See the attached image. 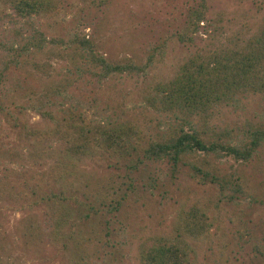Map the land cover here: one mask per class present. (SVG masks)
<instances>
[{"label": "rangeland", "instance_id": "1", "mask_svg": "<svg viewBox=\"0 0 264 264\" xmlns=\"http://www.w3.org/2000/svg\"><path fill=\"white\" fill-rule=\"evenodd\" d=\"M11 2L0 0L4 40L12 39L14 28L30 32L21 19L15 24L5 16L18 18ZM199 2L49 0L33 17L57 40L37 55L46 72L14 66L0 84V178L8 189L0 193V264H140L147 238L175 233L179 215L196 201L210 203L214 225L190 264H264V146L247 161L229 157L220 163L227 178L245 175L239 190L234 183L204 181L189 165L174 168L171 161L158 160L148 170L152 185L136 175L141 194L135 190L120 210L101 207L98 215L92 211L86 217L83 201L93 200L92 189L103 182L125 187L124 161L98 148L86 155L67 152V145L50 135L54 122L33 108L61 86L58 96L49 98L55 104L45 102L59 117L76 111L94 121L132 118L147 136L162 132L177 120L150 102L155 86L171 79L190 56L251 35L264 21V0H207L206 19L196 32L188 31L192 41L182 42L177 34L187 29L189 11ZM75 35L94 42L96 53L109 61L133 59L147 67L102 77L93 59L75 50ZM253 121H264V92L219 107L211 119L238 136ZM26 130L38 138L28 139ZM39 185L45 186L41 194L61 192L63 201L53 207L36 198Z\"/></svg>", "mask_w": 264, "mask_h": 264}, {"label": "trees", "instance_id": "2", "mask_svg": "<svg viewBox=\"0 0 264 264\" xmlns=\"http://www.w3.org/2000/svg\"><path fill=\"white\" fill-rule=\"evenodd\" d=\"M48 2L12 0L11 5L18 18L15 19L16 16L12 14L5 16L11 18L12 22L15 20V24L20 23L18 19H21L30 32L26 34L23 29L14 28L12 39L0 38L3 56L0 62V84L4 83L14 66H34L36 70L46 72L44 63L36 58L48 43H54L57 39H50L36 25L33 17L46 10ZM208 8L207 0H200L189 11L187 29L177 34L178 39L182 42L192 41L188 31L198 30L207 17ZM72 42L76 44L77 52H86L93 59L102 77L114 73L143 72L147 67V64L140 65L133 59L117 63L109 61L104 55L96 53L94 42L80 35H75ZM61 88L57 86L53 91L51 88L49 93L37 99L33 107L44 118L54 122L55 129L50 135L63 141L67 145L65 150L73 155H86L97 148L110 151L123 159L127 170L125 179L128 181L125 187L121 184L112 187V184L103 182L101 186L92 189L93 200L88 197V201H83L89 210V213H85L86 217H90L92 211L98 215L101 207L108 206L110 212L120 210L123 202L135 190L141 194L140 183H135L137 174L148 180L146 184L152 185L153 179L148 170L150 164L158 160L171 161L174 168L180 164L189 165L204 181L222 187L234 183L239 190L242 187L240 181L245 180V175L238 172L227 178L221 173L220 163L229 157L247 161L263 148L264 121L251 122L244 136H238L234 129H221L212 125L211 119L219 107L239 101L249 94L264 92V21L251 35L238 36L220 48L190 56L171 79L155 86L153 96L149 97L150 102L159 112L173 114L177 121L154 136H147L139 122L132 118L124 121L115 118L94 121L87 120L76 111L59 117L53 110L45 109V102L55 104L49 98L57 97ZM26 133L28 139L38 138L32 131L26 130ZM0 181V193L4 194L8 191L4 184L6 181L3 178ZM44 187L39 185L35 189L36 198L52 201L53 207L63 201L61 192L41 194V191L45 192ZM55 199L58 202H54ZM208 203L196 201V205L191 204L187 211H183L174 227L175 233L149 236L139 254V263L190 264L196 245L212 236L214 220L210 216L212 211Z\"/></svg>", "mask_w": 264, "mask_h": 264}]
</instances>
